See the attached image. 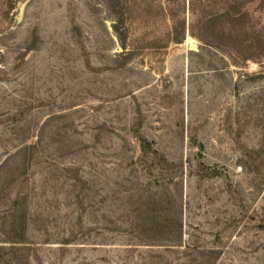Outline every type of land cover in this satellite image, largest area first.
Wrapping results in <instances>:
<instances>
[{"label": "rangeland", "instance_id": "1", "mask_svg": "<svg viewBox=\"0 0 264 264\" xmlns=\"http://www.w3.org/2000/svg\"><path fill=\"white\" fill-rule=\"evenodd\" d=\"M262 42L264 0H0V264H264Z\"/></svg>", "mask_w": 264, "mask_h": 264}, {"label": "trees", "instance_id": "2", "mask_svg": "<svg viewBox=\"0 0 264 264\" xmlns=\"http://www.w3.org/2000/svg\"><path fill=\"white\" fill-rule=\"evenodd\" d=\"M262 49L264 51V42H262ZM262 67L264 68V66L262 65ZM261 75H264V71L260 72ZM15 221H12L11 224L13 225ZM168 224V223H167Z\"/></svg>", "mask_w": 264, "mask_h": 264}]
</instances>
